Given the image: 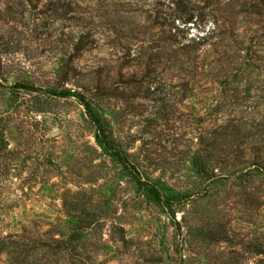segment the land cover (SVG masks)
Listing matches in <instances>:
<instances>
[{
  "label": "rangeland",
  "instance_id": "1",
  "mask_svg": "<svg viewBox=\"0 0 264 264\" xmlns=\"http://www.w3.org/2000/svg\"><path fill=\"white\" fill-rule=\"evenodd\" d=\"M185 1L197 17L214 0ZM206 13L175 25L205 35ZM169 14L182 15L171 0H0V264H264V127L233 121L256 114L262 74L232 77L245 51L227 38L203 50V75H171L164 58L147 74L139 52ZM81 31L94 42L75 52ZM96 79L126 163L66 95Z\"/></svg>",
  "mask_w": 264,
  "mask_h": 264
},
{
  "label": "trees",
  "instance_id": "2",
  "mask_svg": "<svg viewBox=\"0 0 264 264\" xmlns=\"http://www.w3.org/2000/svg\"><path fill=\"white\" fill-rule=\"evenodd\" d=\"M177 6V11L182 15L179 17H173V14H169L168 17L163 18L159 21V16H155L153 28L156 32L152 36L151 42V53L147 54L140 50L139 57L143 60L146 59L145 68H151L146 70L147 74L155 73L157 66L161 63V59H165V64L168 66V71L173 74H179L183 78L188 76L203 75L208 71L209 64H205L203 57V50L208 45L209 48H215L219 42L226 40H231L238 53L245 51V55L240 57L236 55L235 57L239 60L240 69L236 70L233 74V78L238 79L241 76H249L253 72H258L262 74L261 91L262 94L253 100L257 101L252 109H256V114L252 116L240 117L236 121L237 124L243 125L248 122L255 125L256 127H264V0H214L212 1V9L208 7H203L201 9L207 11H200L199 15H195L200 8L196 3L184 2V0H171ZM186 3L187 5H183ZM208 12L213 18L216 25L215 29L209 30L205 35L198 36H188V29L185 27L180 28L175 25V19L181 20L182 24L193 23L194 26L197 22L204 20ZM75 13H78L76 10ZM240 16L242 19L241 27H238L236 23V17ZM196 17V19H194ZM236 23V24H235ZM143 34L137 36L136 39L142 38ZM233 39V40H232ZM142 39L140 42H144ZM94 39L90 34L81 31L74 43L75 52H86L91 48ZM221 59L212 58L211 63H218ZM77 68V67H76ZM76 68L74 70L76 71ZM90 68V72L96 78L101 77L107 70L104 65L96 64ZM142 73V71H140ZM97 78V79H98ZM231 77L225 76L223 82L228 84ZM96 79L97 85L91 90H86L84 92L67 91L66 95L73 96L77 99L80 105L83 106L85 115L88 121L95 127L96 141L107 150L111 151L114 156H116L121 162L126 163V159L123 153L117 148V140L113 135V132L105 125L101 115L97 112L96 100L97 92L101 89L99 80ZM189 79V78H188ZM188 81L185 84V88L188 91ZM13 88L15 89H26L33 91L30 87L18 84ZM50 93V92H49ZM51 95H55L53 92ZM62 96L64 93H58ZM59 95V96H60ZM230 99L236 100L234 96ZM260 109V110H259ZM259 110V111H258ZM222 126H218L221 129ZM261 161L252 163V167L261 168ZM198 173L205 175V166L202 161L197 162ZM208 180H213L216 177L211 173L207 175ZM150 195L158 201H167L170 206L173 199L161 195L158 188L154 185L149 186Z\"/></svg>",
  "mask_w": 264,
  "mask_h": 264
}]
</instances>
